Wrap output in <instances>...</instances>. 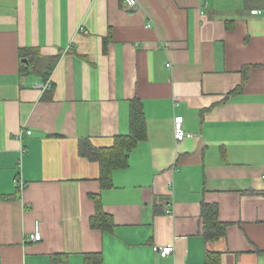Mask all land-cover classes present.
I'll use <instances>...</instances> for the list:
<instances>
[{
	"label": "crops",
	"instance_id": "1",
	"mask_svg": "<svg viewBox=\"0 0 264 264\" xmlns=\"http://www.w3.org/2000/svg\"><path fill=\"white\" fill-rule=\"evenodd\" d=\"M137 1L0 0V264H264V0ZM133 103L146 139L103 190L80 144L129 136Z\"/></svg>",
	"mask_w": 264,
	"mask_h": 264
},
{
	"label": "trees",
	"instance_id": "2",
	"mask_svg": "<svg viewBox=\"0 0 264 264\" xmlns=\"http://www.w3.org/2000/svg\"><path fill=\"white\" fill-rule=\"evenodd\" d=\"M50 74L51 72H48L47 76ZM146 136L147 125L143 109L141 105L133 103L131 107V133L129 136L118 138L116 145L110 149H96L88 141L81 142V155L98 161L101 165V184L103 190L113 187L114 172L118 169L127 168L129 153L139 142L144 141ZM202 216L205 219L204 235L206 240H220L226 235L229 225L219 221L218 206L204 204ZM91 227L103 232H112L114 228L112 217L104 212L99 199L96 200V212L91 218ZM209 256V253H207V261Z\"/></svg>",
	"mask_w": 264,
	"mask_h": 264
},
{
	"label": "built area",
	"instance_id": "3",
	"mask_svg": "<svg viewBox=\"0 0 264 264\" xmlns=\"http://www.w3.org/2000/svg\"><path fill=\"white\" fill-rule=\"evenodd\" d=\"M124 5L125 8L127 10H135L138 6V1L137 0H124ZM253 15H264V10H253L251 12ZM146 28H151L150 25H147ZM44 89H47L48 87H50V84H45ZM184 122L185 119L183 116H177L175 118V122H174V134H175V139L178 142H183L185 141L187 138L192 137L193 135H191L190 133H188L185 129H184ZM28 134L30 135L31 132L28 131ZM16 183L20 185L21 189H23L24 184L22 182V180H20L19 178H16ZM172 211L169 210L168 213H171ZM41 224L39 222H37L36 227H35V231L34 233H32L29 236V241L30 242H40L42 240V232H41ZM160 256L162 258H167L169 256H171L174 253V247L173 246H164L163 248L160 249L159 251Z\"/></svg>",
	"mask_w": 264,
	"mask_h": 264
}]
</instances>
